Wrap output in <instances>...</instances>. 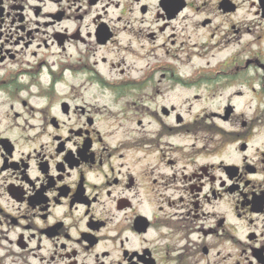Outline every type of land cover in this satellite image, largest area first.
I'll use <instances>...</instances> for the list:
<instances>
[{
    "label": "flooded vegetation",
    "instance_id": "obj_1",
    "mask_svg": "<svg viewBox=\"0 0 264 264\" xmlns=\"http://www.w3.org/2000/svg\"><path fill=\"white\" fill-rule=\"evenodd\" d=\"M0 264H264V0H0Z\"/></svg>",
    "mask_w": 264,
    "mask_h": 264
}]
</instances>
